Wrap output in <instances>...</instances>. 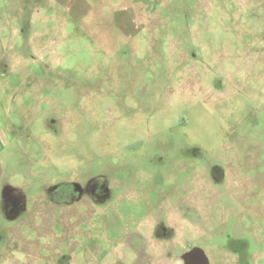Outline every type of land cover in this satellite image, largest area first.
<instances>
[{
  "label": "rangeland",
  "instance_id": "rangeland-1",
  "mask_svg": "<svg viewBox=\"0 0 264 264\" xmlns=\"http://www.w3.org/2000/svg\"><path fill=\"white\" fill-rule=\"evenodd\" d=\"M0 18L26 201L3 223L37 236L21 221L64 182L79 264H264V0H0Z\"/></svg>",
  "mask_w": 264,
  "mask_h": 264
},
{
  "label": "crops",
  "instance_id": "crops-1",
  "mask_svg": "<svg viewBox=\"0 0 264 264\" xmlns=\"http://www.w3.org/2000/svg\"><path fill=\"white\" fill-rule=\"evenodd\" d=\"M7 18L4 17V19ZM20 19L19 15L18 20ZM9 23L10 21H1L0 18V36H6L5 33L14 35L16 29L15 34L17 35L19 29L15 26L12 27ZM12 28L14 29L11 30ZM3 40L8 42L9 38L4 37ZM6 67L7 64L1 66V75L7 74ZM10 145L11 139L8 131L0 120V215L1 212L8 209L9 211L18 212L26 207L23 192L9 187L7 184L8 179L7 181L5 179L6 168L3 157H5ZM53 205H51V210L41 202L34 210L35 215L33 218L30 217L26 221H21V223H28L30 230L37 234L35 237L25 234L20 224L18 226L14 224L8 226L0 218V264H2V261H5L6 264H79L77 258L80 257V253L66 246L68 244L71 246L76 233L64 235L63 217L58 213L62 209L61 205H59L60 207L55 203ZM50 211L53 212L50 213ZM51 215H54V217ZM10 216H12V213ZM21 257L26 260L22 262Z\"/></svg>",
  "mask_w": 264,
  "mask_h": 264
},
{
  "label": "flooded vegetation",
  "instance_id": "flooded-vegetation-1",
  "mask_svg": "<svg viewBox=\"0 0 264 264\" xmlns=\"http://www.w3.org/2000/svg\"><path fill=\"white\" fill-rule=\"evenodd\" d=\"M102 191L104 192V189L101 188L100 191H98V193H101ZM49 192L50 195H52L57 205H63L64 197L66 198L70 196L78 197L79 196L78 194H80L79 192H81V190L74 185H69L67 183L64 184V182H60L59 184L52 186Z\"/></svg>",
  "mask_w": 264,
  "mask_h": 264
}]
</instances>
